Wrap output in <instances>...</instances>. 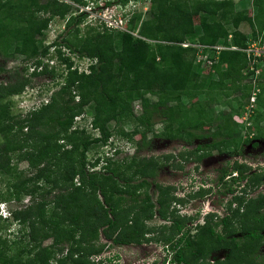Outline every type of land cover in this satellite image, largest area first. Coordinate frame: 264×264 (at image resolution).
<instances>
[{
    "label": "trees",
    "instance_id": "trees-1",
    "mask_svg": "<svg viewBox=\"0 0 264 264\" xmlns=\"http://www.w3.org/2000/svg\"><path fill=\"white\" fill-rule=\"evenodd\" d=\"M71 1L87 4V0ZM128 1L114 0L124 5ZM149 1L147 18L137 15L128 21L126 27L131 31L110 30L98 23L83 36L78 24L86 15L72 16L63 38L54 42L57 65L50 67L42 61L50 48L43 44L42 37L54 17L63 18L70 12L69 6L56 0H0V57L8 61L22 56L23 61L34 60L36 68L42 66L40 72L29 74L28 62L13 70L0 65V75L9 76L0 81V135L4 139L0 172L11 173V161L17 153L19 161L35 170L15 185L17 196L24 193L34 202L38 192L41 194L40 181L52 185L45 191L50 201L41 196L35 204L13 212L14 219L28 228L33 249L32 258L24 264H48L51 259L57 264H96L89 258L105 247L98 244L100 234L115 246L138 245L142 240L161 243L171 254L172 264H209L212 253L222 249L225 256L212 264H264L259 252L264 245V192L248 198L263 176L253 172L251 182L246 164L235 161L231 172L237 177L229 182H224V177H230L231 172L222 170L219 182L223 188L231 193L236 190H232V183L238 187L244 182L241 194L229 200L224 216L207 213L191 236L187 225L195 217L179 216L176 210H170L175 199L167 197L170 188L154 184L156 199L153 201L149 194L150 178L157 169H149L152 159L133 160L121 172L110 168L117 149L109 157L87 161L91 149L106 146L115 134L136 143L135 153L149 146V133L185 144L209 139L208 144L195 147L194 153L207 149L241 155L245 145L256 147L254 141L264 140V71L256 78L260 93L250 125L237 120L253 89L244 50L252 41L264 40V0H251L252 17L247 22L250 34L240 29L249 10H237L233 0ZM185 42L206 47L184 48L181 44ZM218 45L224 48L215 49ZM60 48L94 60L89 73H78L70 56ZM199 53L210 64L198 62ZM35 78L62 81L55 84L59 88L47 104L23 116L13 114L12 98L30 87ZM176 97L181 100L174 103ZM194 98L197 102L188 106ZM221 98L230 100L229 111L216 112ZM232 102L235 107H231ZM135 103L139 104V114L134 111ZM88 105H92L89 131L98 134L89 137L84 128L70 132L75 117ZM156 121L162 125L158 133L153 132ZM128 122L133 129L125 133ZM206 127L211 132L205 133ZM69 133L78 134L81 141L73 143L72 137H67ZM61 136L71 143L69 149L58 144ZM75 152L79 153L77 160L72 157ZM178 156L184 161L189 157L187 153ZM101 160L103 164L97 169ZM126 171H130L129 176H125ZM206 191L201 187L189 194L202 197ZM155 218L166 224L148 227L146 222ZM49 238L52 244L44 248L43 242ZM64 243L70 244L68 249ZM65 250L63 257L55 258ZM0 262L11 264L3 250Z\"/></svg>",
    "mask_w": 264,
    "mask_h": 264
},
{
    "label": "rangeland",
    "instance_id": "rangeland-1",
    "mask_svg": "<svg viewBox=\"0 0 264 264\" xmlns=\"http://www.w3.org/2000/svg\"><path fill=\"white\" fill-rule=\"evenodd\" d=\"M59 2L58 0H56ZM61 1V3L66 4L70 8V12L67 13L63 18L60 16H56L52 19L49 24V27L46 31H44V36L42 37L43 44L51 45L53 41L61 40L65 34V30L63 29V25L68 23V20L72 16H78L76 4L71 0ZM88 3L93 2V13L98 14L95 11H98L99 8L103 5V3L107 0H87ZM134 2H130L133 6L132 12L130 9L127 11V17L122 20L123 27L128 31H131L126 26L128 25V21L135 18L137 15H144L145 18L148 17V6L149 0H133ZM237 10L247 9L249 10V14L246 16L241 22L240 29L245 34H250V28L247 25V22L252 17L251 10V0H233ZM87 3V4H88ZM89 3V4H90ZM118 4V2H115ZM115 4V5H116ZM122 7H125V11L129 8V1L127 4H121ZM146 8V11L144 9ZM77 12V13H76ZM88 15V14H85ZM126 15V14H125ZM143 16V18H144ZM89 17H84L82 21L78 24L80 34L85 35L90 28H95L98 25L97 21L93 19L89 20ZM197 22V21H196ZM139 25V21H137ZM97 30V29H95ZM133 31V30H132ZM137 30H134L133 34H136ZM55 48L50 49V56H54ZM70 55V59L73 62V68L77 70L78 73L87 70L89 63H87V59L84 57L79 58L76 55ZM34 60L23 61L22 56H16L13 59H9L8 61L4 60L0 57V65H4L6 70H13L15 67H20V65L27 63L30 64ZM59 67V66H58ZM59 69H63L62 66ZM8 74L3 73L0 75V81H6ZM2 78V80H1ZM50 78H35L32 80V85L25 89L23 95L15 96L12 98L13 100V108L11 111L13 114L20 112L23 110L19 103L22 100L28 101H38V100H48L49 96L52 92L56 91L59 88L57 82H61L62 79H57L54 83L52 80L50 82ZM152 102H155V98L147 95ZM181 100L180 97H176L174 99V103L179 102ZM230 100L221 98L218 100V104L215 106L216 112L220 111H229V104L227 102ZM197 99L194 98L188 106H192ZM235 102L231 103V107H235ZM135 113L139 114L140 108L139 104L135 103L134 105ZM22 116L24 115L21 113ZM79 117V116H78ZM80 121H76L72 127L70 128V132L77 131L80 132L86 127V124L92 119V105L86 106L84 108L83 113L80 115ZM263 124V123H262ZM85 125V126H84ZM111 126H114L113 124ZM85 129V128H84ZM133 126L131 122L124 127V132L129 133L132 131ZM162 130V125L160 122L155 123L153 132L158 133ZM210 127H206L204 132H211ZM89 134V135H88ZM96 136V133L91 131L86 132L85 135L89 137L92 135ZM67 137H72L73 143H79L81 139H79L78 134H70ZM113 143L109 147H96L91 149L87 154V161L93 163L97 158H102L105 156H111L113 152V148L119 150L117 154L112 157V165L111 169L118 168L117 172H121L123 169H126L131 162L141 161L143 159H152V165L149 169L153 167L157 168L156 173L153 178H150V183L152 184L148 191L152 196L153 201L156 199V190L154 189V184H159L164 188H170L167 192V197L174 196V200L171 204L170 210H176L179 216H189L195 217L193 220L189 221L190 224L187 225V228L190 230V235L192 236L195 231L196 224L203 223V217L209 213L214 212L218 216H224L225 212H227L228 202L234 195H240V189L243 188L245 183L242 185L236 186L233 183L231 184L232 190L236 189L234 192L229 193L227 191L228 188H223V186L219 182V176L222 173V170L228 168L231 172L235 161L239 163L246 164L250 170H248V175L250 176V181L252 182L254 178L252 177V173L260 174L263 176L262 183L256 190H251L248 193V198L256 197L259 193L264 192V140L256 141L257 146L253 147L250 144L245 145L242 150V154H234L229 155L227 152H219V150H203L200 153H194L195 147L203 146L208 144L209 139L205 138L202 140H196L192 144H185L184 141L180 140H170L165 137H154L153 133H149L147 135V140L150 142L149 146L142 147L138 152L136 151V143L131 142L124 136H119L117 134L112 137ZM138 140V137L135 139ZM4 139L0 135V145ZM66 136H61L58 139V144L67 149L70 148L71 143H66ZM79 152V150H78ZM75 152L72 154L73 159L77 160L79 158V153ZM179 153H187L188 160H181L178 156ZM201 154L204 156L200 159V161H196L197 157ZM49 156V155H48ZM172 156V157H170ZM17 153L13 155L11 161V173H3L0 172V250H3L6 258L11 259V264H24L28 260L32 258L33 249H31L28 241V228L24 226L20 221H17L13 217V212L17 210H23L27 206L31 204H35L41 199V196L46 198V201L51 200V196L47 195L45 197V191L51 188V184H46L44 181H40L39 184L42 190H39L41 194L35 196L34 202H31V197L25 195L24 193H20L18 196L15 193V185L18 182L22 181L24 178H28L32 176L35 172L32 168L28 166V163L25 161H19L17 159ZM102 161V160H101ZM51 162H53L51 160ZM103 163L97 167L99 169ZM105 164V163H104ZM61 168V166H60ZM120 169V170H119ZM125 176L130 175V171H126ZM122 173L119 175L121 177ZM237 177L236 173L231 172V177ZM231 177H224V182H229ZM121 183V182H119ZM118 183V184H119ZM120 185V184H119ZM207 189L206 192L203 193V196L194 197L193 194L200 188ZM189 194V196L187 195ZM51 205L49 204L47 208L49 209ZM229 212V210H228ZM230 213V212H229ZM3 214V215H2ZM9 215L10 217L5 219L3 216ZM166 224L163 221L155 218L152 221L146 222L148 227L159 228V226ZM168 224V223H167ZM159 232V231H158ZM156 234V233H155ZM150 238L152 235H148ZM158 234L156 235V237ZM238 237L240 235H237ZM147 236H145L146 239ZM155 237V236H154ZM52 238L47 239L43 242V247H49L52 244ZM98 244H105L104 249L99 255L91 256L89 258L90 262H94L96 264H172L170 262L171 254L163 248L161 243H157L155 241H146L142 240V242L138 245H126V246H115L111 244V241H108L103 238L100 234ZM66 249L70 246V244H63ZM67 250L61 255H56L55 258L63 257L66 254ZM260 255L264 256V245L259 250ZM226 254V250L222 249L218 252L212 253L210 257L209 264H212L215 259H223ZM111 260V261H109ZM0 264H3L0 262ZM48 264H57L55 259L49 260Z\"/></svg>",
    "mask_w": 264,
    "mask_h": 264
},
{
    "label": "built area",
    "instance_id": "built-area-1",
    "mask_svg": "<svg viewBox=\"0 0 264 264\" xmlns=\"http://www.w3.org/2000/svg\"><path fill=\"white\" fill-rule=\"evenodd\" d=\"M59 2L63 1V0H58ZM68 2V0L66 1ZM105 2H113L111 5L106 6ZM103 3V5L101 7L103 8H99L97 12L98 14H94L93 11V2H89L87 1L88 4L85 5H76L77 9V13L79 14H88L86 15V17H89L91 19H93L94 21H97L99 24H102L104 27H106L107 29L110 30H119V31H128L126 28L123 27V21L128 13L127 11L130 9V6L132 4H130V2H134L133 0H129V8L125 11V7H122L121 4H116L114 2V0H107ZM116 4V5H115ZM95 10V9H94ZM133 10V6H131L130 12H132ZM144 11H146V8L144 9ZM126 14V15H125ZM64 27V25H63ZM64 29V28H63ZM182 47L186 48V47H195V48H203L206 46L203 45H199V44H191L188 42L182 43L181 44ZM55 48L54 50V54L56 51L57 46H52L50 49ZM215 49H223L224 47L218 45L216 47H214ZM61 51L65 54V55H69L68 51L65 48H60ZM233 50L235 48H232ZM50 51V50H49ZM245 53L247 54L248 58H249V66L248 69L249 71L252 72V76H250L251 78V82H252V93L248 99V102L246 105L243 106L241 112L239 113V116L237 118L239 123H242L243 125H250V119L253 117V115L255 114V110H256V101H257V96L260 93V89L256 84V78L261 74L262 71H264V40H255L252 41L247 49L244 50ZM50 53V52H49ZM48 53L47 57L45 59H43L44 64H48L50 67L52 66H56L57 65V59L56 56L54 55L52 58L50 56V54ZM87 59V63H89V66L91 64H94V60H91L90 58H85ZM196 60L198 62H203L204 64L206 63L207 65L210 64V62L207 60L206 56H201V54H197L196 56ZM88 66V67H89ZM205 66V65H204ZM64 67V66H62ZM87 67V70H84V73H89V69ZM58 68V67H57ZM34 70H36L37 72H40L42 70V66L40 65L39 67L36 68L35 65H30L29 66V74H31ZM47 79V78H44ZM51 81V79H50ZM48 81V82H50ZM28 88V87H27ZM26 88V89H27ZM25 91V90H24ZM24 91L16 96H20L23 95ZM15 97V96H14ZM50 97V96H49ZM49 101L48 100H38V101H30L32 103L28 104V101L25 100H21L19 103V106L23 109L20 110V114H27L29 112L32 111H36L38 110L42 105L47 104ZM80 117V116H79ZM78 116L75 117L74 119V123L76 121H80V118ZM85 126V125H84ZM86 130H92V125H91V119L89 120V122L86 124V127H84ZM93 133H96V135L98 134L97 131L93 130ZM112 138L109 139L108 143L106 146L104 147H109L112 145ZM115 147L113 148V152L115 151ZM101 163H103V161H101Z\"/></svg>",
    "mask_w": 264,
    "mask_h": 264
},
{
    "label": "clouds",
    "instance_id": "clouds-1",
    "mask_svg": "<svg viewBox=\"0 0 264 264\" xmlns=\"http://www.w3.org/2000/svg\"><path fill=\"white\" fill-rule=\"evenodd\" d=\"M51 21H52V20H51ZM51 21H50V22H51ZM68 21H69V20H68ZM50 22H49V24H50ZM48 27H49V25H48ZM48 27H47V29H48ZM47 29H46V30H47ZM64 29H66V23L64 24ZM54 42H55V41H53V43H52L51 45H46V46H50V48H51L52 46H54ZM44 45H45V44H44ZM50 48H49V50H50ZM46 57H47V56H46ZM46 57H45V58H46ZM45 58H43V59H45ZM41 59H42V58H41ZM43 59H42V61H43ZM30 65H33V63L31 62V63L28 64L27 66L29 67ZM28 73H29V72H28ZM26 88H27V87H26ZM26 88H25V89H26ZM32 112H33V111H32ZM24 115H25V114H24ZM252 142H253V141H252ZM254 142H255V143H258V142H256V141H254ZM250 145H251V144H250ZM230 177H231V176H230ZM235 177H236V176H235ZM209 213H211V212H209ZM2 215H3V214H2ZM3 217H4L5 219H7V218H9L10 216H9V215H4Z\"/></svg>",
    "mask_w": 264,
    "mask_h": 264
},
{
    "label": "flooded vegetation",
    "instance_id": "flooded-vegetation-1",
    "mask_svg": "<svg viewBox=\"0 0 264 264\" xmlns=\"http://www.w3.org/2000/svg\"><path fill=\"white\" fill-rule=\"evenodd\" d=\"M257 144V143H256Z\"/></svg>",
    "mask_w": 264,
    "mask_h": 264
}]
</instances>
